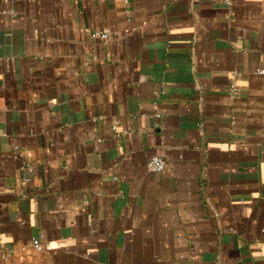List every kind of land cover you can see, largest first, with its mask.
Wrapping results in <instances>:
<instances>
[{
    "label": "crops",
    "instance_id": "crops-1",
    "mask_svg": "<svg viewBox=\"0 0 264 264\" xmlns=\"http://www.w3.org/2000/svg\"><path fill=\"white\" fill-rule=\"evenodd\" d=\"M0 264H264V0H0Z\"/></svg>",
    "mask_w": 264,
    "mask_h": 264
},
{
    "label": "built area",
    "instance_id": "built-area-1",
    "mask_svg": "<svg viewBox=\"0 0 264 264\" xmlns=\"http://www.w3.org/2000/svg\"><path fill=\"white\" fill-rule=\"evenodd\" d=\"M224 2L228 5L231 6L232 0H224ZM13 15V14H12ZM91 39L93 40H109L111 34L108 31H89ZM258 73H262L261 70H258ZM167 166L166 161L162 157H154L152 158L148 164L147 168L149 171L154 172V173H160L165 170ZM33 246L37 250H42L44 245L40 242L38 238H33L32 239Z\"/></svg>",
    "mask_w": 264,
    "mask_h": 264
}]
</instances>
